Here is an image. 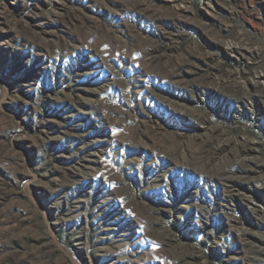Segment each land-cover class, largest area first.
Listing matches in <instances>:
<instances>
[{
    "label": "rangeland",
    "instance_id": "1",
    "mask_svg": "<svg viewBox=\"0 0 264 264\" xmlns=\"http://www.w3.org/2000/svg\"><path fill=\"white\" fill-rule=\"evenodd\" d=\"M0 264H264V0H0Z\"/></svg>",
    "mask_w": 264,
    "mask_h": 264
}]
</instances>
